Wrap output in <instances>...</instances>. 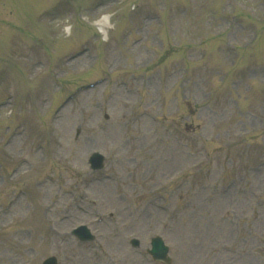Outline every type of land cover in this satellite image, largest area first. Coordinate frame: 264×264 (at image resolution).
Instances as JSON below:
<instances>
[{
	"label": "rangeland",
	"instance_id": "1",
	"mask_svg": "<svg viewBox=\"0 0 264 264\" xmlns=\"http://www.w3.org/2000/svg\"><path fill=\"white\" fill-rule=\"evenodd\" d=\"M262 158L264 0H0V264H264Z\"/></svg>",
	"mask_w": 264,
	"mask_h": 264
},
{
	"label": "bare ground",
	"instance_id": "2",
	"mask_svg": "<svg viewBox=\"0 0 264 264\" xmlns=\"http://www.w3.org/2000/svg\"><path fill=\"white\" fill-rule=\"evenodd\" d=\"M103 17H107V16H103ZM102 17V18H103ZM102 18L99 20V23H97L100 27V30L103 32L104 31V34H105V28L107 26V23H104ZM107 22H108V19H107ZM68 29V28H67Z\"/></svg>",
	"mask_w": 264,
	"mask_h": 264
},
{
	"label": "clouds",
	"instance_id": "3",
	"mask_svg": "<svg viewBox=\"0 0 264 264\" xmlns=\"http://www.w3.org/2000/svg\"><path fill=\"white\" fill-rule=\"evenodd\" d=\"M102 20H103L104 23H107V17H103ZM96 23H99V21H97ZM65 31L70 34V29H65ZM106 38L107 37L105 36V39Z\"/></svg>",
	"mask_w": 264,
	"mask_h": 264
}]
</instances>
